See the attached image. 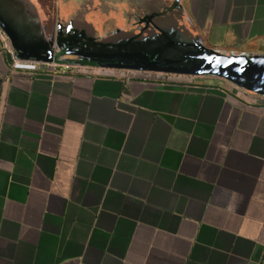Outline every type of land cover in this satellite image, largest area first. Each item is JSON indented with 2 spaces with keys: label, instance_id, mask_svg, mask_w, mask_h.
<instances>
[{
  "label": "crops",
  "instance_id": "0c3cea01",
  "mask_svg": "<svg viewBox=\"0 0 264 264\" xmlns=\"http://www.w3.org/2000/svg\"><path fill=\"white\" fill-rule=\"evenodd\" d=\"M182 5L206 48L264 57V0ZM145 9L58 0L56 43L90 50ZM9 52L0 31V264H264V96L55 53L79 73L34 74Z\"/></svg>",
  "mask_w": 264,
  "mask_h": 264
},
{
  "label": "water",
  "instance_id": "95a60500",
  "mask_svg": "<svg viewBox=\"0 0 264 264\" xmlns=\"http://www.w3.org/2000/svg\"><path fill=\"white\" fill-rule=\"evenodd\" d=\"M143 2L147 16L137 19V28L117 29L101 40L97 52L84 57L104 68L218 78L264 96L263 56L226 55L206 48L190 24L183 0ZM57 6L58 0H0V31L17 58L54 62Z\"/></svg>",
  "mask_w": 264,
  "mask_h": 264
},
{
  "label": "rangeland",
  "instance_id": "374dc122",
  "mask_svg": "<svg viewBox=\"0 0 264 264\" xmlns=\"http://www.w3.org/2000/svg\"><path fill=\"white\" fill-rule=\"evenodd\" d=\"M111 28H112V26H110L109 29H107V31H106L107 36L108 35L111 36V32H112ZM94 32H96V31H94ZM73 36H74V34L73 35L71 34L70 36H68V40L65 42L64 40H62L61 33H59L58 42L56 43V40H55V54H56L55 56H56V59L58 61H61V62L73 61V62H75L76 59L78 60L79 58H85L84 54H87L88 52L89 53L97 52V50L101 46L100 45L101 41H99L97 44L94 43L93 41H90V42H87L85 45L87 46V48L90 47L91 49L90 50H86L85 48L82 49L81 48L83 46L82 42L78 38L73 37ZM71 57H74V58L71 59ZM192 77H193V79H192ZM195 77L196 76L167 74V75L159 76L158 79L160 82H166V80H169V79H188V80H191L192 82H197V81H203L202 78L206 77V76H202V78L201 77L195 78ZM209 78H212V77H209Z\"/></svg>",
  "mask_w": 264,
  "mask_h": 264
},
{
  "label": "built area",
  "instance_id": "2783aa9c",
  "mask_svg": "<svg viewBox=\"0 0 264 264\" xmlns=\"http://www.w3.org/2000/svg\"><path fill=\"white\" fill-rule=\"evenodd\" d=\"M9 53L11 54L10 66L12 70H20L34 74L79 73L81 70L77 66L60 65L55 62L46 64L42 62L24 61L12 56V52ZM157 76L162 75L157 74ZM155 80L159 81L158 78Z\"/></svg>",
  "mask_w": 264,
  "mask_h": 264
},
{
  "label": "flooded vegetation",
  "instance_id": "af4514ba",
  "mask_svg": "<svg viewBox=\"0 0 264 264\" xmlns=\"http://www.w3.org/2000/svg\"><path fill=\"white\" fill-rule=\"evenodd\" d=\"M127 21H129V19H126Z\"/></svg>",
  "mask_w": 264,
  "mask_h": 264
}]
</instances>
